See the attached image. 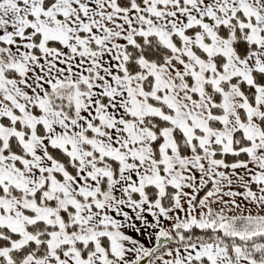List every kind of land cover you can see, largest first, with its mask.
Listing matches in <instances>:
<instances>
[{"label": "snow or ice", "instance_id": "snow-or-ice-1", "mask_svg": "<svg viewBox=\"0 0 264 264\" xmlns=\"http://www.w3.org/2000/svg\"><path fill=\"white\" fill-rule=\"evenodd\" d=\"M0 264H264V0H0Z\"/></svg>", "mask_w": 264, "mask_h": 264}]
</instances>
